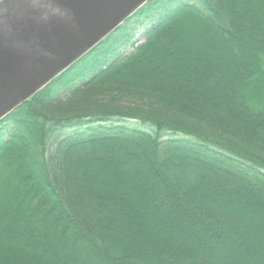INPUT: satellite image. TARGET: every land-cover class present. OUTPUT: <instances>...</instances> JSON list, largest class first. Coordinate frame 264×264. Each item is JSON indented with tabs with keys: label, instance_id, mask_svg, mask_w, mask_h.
<instances>
[{
	"label": "trees",
	"instance_id": "trees-1",
	"mask_svg": "<svg viewBox=\"0 0 264 264\" xmlns=\"http://www.w3.org/2000/svg\"><path fill=\"white\" fill-rule=\"evenodd\" d=\"M0 264H264V0H150L0 120Z\"/></svg>",
	"mask_w": 264,
	"mask_h": 264
},
{
	"label": "water",
	"instance_id": "water-1",
	"mask_svg": "<svg viewBox=\"0 0 264 264\" xmlns=\"http://www.w3.org/2000/svg\"><path fill=\"white\" fill-rule=\"evenodd\" d=\"M148 1L65 0L76 15V32L62 26L25 29L20 40L30 49L27 53L0 45V120L91 51ZM42 51L52 52L55 59H43Z\"/></svg>",
	"mask_w": 264,
	"mask_h": 264
},
{
	"label": "clouds",
	"instance_id": "clouds-1",
	"mask_svg": "<svg viewBox=\"0 0 264 264\" xmlns=\"http://www.w3.org/2000/svg\"><path fill=\"white\" fill-rule=\"evenodd\" d=\"M62 26L76 32L78 23L74 11L65 0H0V45L27 53L20 36L25 29H48ZM43 59H55L52 52L42 51Z\"/></svg>",
	"mask_w": 264,
	"mask_h": 264
},
{
	"label": "rangeland",
	"instance_id": "rangeland-1",
	"mask_svg": "<svg viewBox=\"0 0 264 264\" xmlns=\"http://www.w3.org/2000/svg\"><path fill=\"white\" fill-rule=\"evenodd\" d=\"M149 2V1H148ZM147 2V3H148ZM146 4V3H145ZM144 4V5H145ZM143 5V6H144ZM142 6V7H143ZM141 7V8H142ZM134 15V14H133ZM132 15V16H133ZM131 16V17H132ZM131 17H129V18H131ZM128 18V19H129ZM125 22V21H124ZM145 24H146V26L148 25V22H145ZM135 29H137L136 30V34L135 35H133V39H132V41L135 43L134 45L136 46L137 44H140L141 42H142V38H141V33L143 32V29H139L138 27H136ZM116 30V29H115ZM114 30V31H115ZM111 34V33H110ZM109 34V35H110ZM108 35V36H109ZM108 36H106V37H108ZM105 37V38H106ZM104 40V39H103ZM102 40V41H103ZM94 49V48H93ZM132 49H133V47L132 46H125L124 48H119L115 53V56H111L109 59H107V63L108 62H111V60H113V58H115L117 55H126V54H128L129 52H131L132 51ZM83 62V61H82ZM77 65H79V64H77ZM94 66V67H93ZM93 66H92V70H91V72H89V73H87L85 76H83L82 78H77V81L75 82V85H78L80 82H82L83 80H87L89 77H91L101 66L98 64V63H94L93 64ZM123 122H128V121H123ZM129 123H132V122H129ZM135 126H137V125H135ZM143 126V125H142Z\"/></svg>",
	"mask_w": 264,
	"mask_h": 264
}]
</instances>
